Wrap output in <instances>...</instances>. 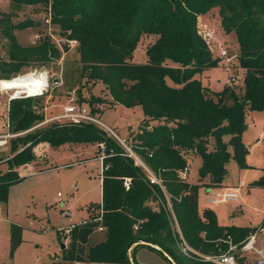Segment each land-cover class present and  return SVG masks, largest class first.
<instances>
[{
    "label": "trees",
    "instance_id": "1",
    "mask_svg": "<svg viewBox=\"0 0 264 264\" xmlns=\"http://www.w3.org/2000/svg\"><path fill=\"white\" fill-rule=\"evenodd\" d=\"M9 1L16 11L23 6L49 8L51 23L62 37L78 43L83 78L102 83L113 106L142 108L145 121L134 136L133 149L164 187L150 184L144 169L95 124L54 126L31 137V146L9 160V172L0 174L1 204L8 203L10 187L24 179L15 165L32 163L33 149L39 143L54 148L98 144L105 152L99 214L69 232L62 260L52 264H130L128 248L138 240L166 249L180 264H215L204 257L226 253L229 238L238 246L248 240L256 228L221 226L213 210H200L204 186L182 180L180 172L191 157L199 155L201 178H208V188L214 189L223 187L230 176L232 160L241 170L249 168L250 152L243 140L247 115L264 113V0ZM215 10L224 33L236 37L238 67L244 75L242 93L230 86L211 92L196 78L220 64L199 33V18ZM14 17L13 13L0 14V35L8 53L7 60H0V80L5 81L27 67H45L62 57L47 37L35 46H22L16 32L35 24L32 20L15 24ZM145 36L155 37L154 42L146 49L147 63L137 65L133 54ZM99 102L95 96L90 98L96 115L100 112L94 107ZM36 105L37 98L10 102L15 131L39 121ZM252 186L264 187V175ZM98 232L104 237L94 240ZM22 234V227L12 225V256L23 243ZM64 236L60 234L61 240ZM142 246L171 263L151 246L139 244L133 251Z\"/></svg>",
    "mask_w": 264,
    "mask_h": 264
},
{
    "label": "rangeland",
    "instance_id": "2",
    "mask_svg": "<svg viewBox=\"0 0 264 264\" xmlns=\"http://www.w3.org/2000/svg\"><path fill=\"white\" fill-rule=\"evenodd\" d=\"M1 13H13L15 24L26 20L34 22V27L16 32L18 42L22 46H35L47 37L61 52L62 57L45 67L34 65L20 73L37 70L46 72L49 76V87L45 95L37 97L38 111L35 112L39 121L33 127L15 131L13 120L9 117V97L14 91H9L7 94L0 90V137L8 132L15 135L8 145H3L8 147L7 150L0 146V174L9 172V160L31 146V137L54 126L65 128L71 125L69 122H52L43 125L45 118L62 114L64 107L71 103L90 109L92 96L102 102L94 107L98 113L100 112L99 114L96 115L91 109L90 112L105 128L95 125L105 129L120 146L121 144L110 131L130 142L133 141L145 121L142 108L113 106L111 96L102 83L83 78L78 43L62 37L59 28L51 23L49 8L41 5L23 6L16 11L9 0H0ZM218 13V10L209 13L201 21L202 25L214 30L215 40L226 46L230 53H237L236 37L224 33ZM154 38L152 36L142 38L133 54L134 64L147 63L146 49L154 42ZM215 40L206 42L209 48L211 47L214 57L217 56L219 49V42ZM7 59V42L0 35V60ZM238 63V60L235 61L234 70H227L220 61L219 67L205 71L196 78L211 92H221L226 86H230L237 93H242L244 90L242 82L231 81L232 74L240 69ZM84 99L85 102H82ZM45 106L48 107L47 113ZM247 116V131L243 140L247 143L250 152L247 158L249 168L241 170L232 160L228 164L230 176L223 187H220L224 190L239 184L241 186L239 200L208 207L204 205L205 194H202L200 203L202 209L214 210L222 225L226 223L224 215L234 214V219L243 222L247 227L257 229L264 222V187L258 188L252 185L264 175V138L260 139L264 113H250ZM229 139L230 137L227 136L225 141L229 142ZM103 148L104 146L98 144H65L54 148L48 143H39L33 149L35 160L32 163L20 167L15 165V170L20 175L33 173L22 177L24 178L22 181L10 187L7 204L0 203V264H52L53 261L62 260V245L68 247L69 232L99 214L103 171V161L100 159L105 156V152H101ZM210 148L212 149L213 145ZM201 165L202 159L199 155L190 158L188 162L190 171L185 181L195 185L202 184L205 180L200 175ZM154 208L158 209V205ZM14 224L23 228V243L12 256L11 228ZM99 232L97 236L92 237L94 240L104 237ZM60 234L65 235V239L61 240Z\"/></svg>",
    "mask_w": 264,
    "mask_h": 264
},
{
    "label": "built area",
    "instance_id": "3",
    "mask_svg": "<svg viewBox=\"0 0 264 264\" xmlns=\"http://www.w3.org/2000/svg\"><path fill=\"white\" fill-rule=\"evenodd\" d=\"M199 33L202 39L207 43H210L215 40L216 34L214 30L202 24H199ZM216 57L220 59V61L223 63V65L226 67L227 70H234L235 61L238 60L237 53H230L228 48L219 42L218 54ZM235 71L237 72H234L232 74L231 81L234 83H240L241 81L244 80L243 70L239 69ZM43 74H46L48 76V73L46 72L42 73V72H38L37 70H30L25 73L19 74L18 76L14 77L12 80L20 79L23 77H32L30 79L36 80L39 77H41ZM3 82L5 81L0 82L1 92H5L8 94L9 91H14V93L9 97V101L11 102L17 99L37 98L44 96L47 88L49 87V76H48V86L45 87L44 90L41 91L40 93L38 92L33 95H30L28 92L25 91V89L24 90L3 89L2 86ZM30 86L34 87L35 89H38V86L35 82L31 83ZM34 109L38 111L37 107H35ZM52 122H60V123L69 122L74 125H79L83 123H92V124H98L99 126L105 128V126L99 121V119L96 118V116L95 117L92 116L90 109L73 105L72 103L64 107V111L62 114L54 116L52 118H45V120H43V125ZM261 131H262V137L264 138V123L262 124ZM110 132L112 133L113 137L119 141V143L125 150L126 152L125 156L133 159L136 165L144 169L147 178L150 181V184L160 185L161 188L164 190V187L162 186L161 181L158 179V177L152 172V170L143 162V160L134 151L132 145L133 142L132 141L130 142V140H127L126 138L119 137L116 133L112 131ZM14 136L15 135L12 134L11 132H8L5 136H1L0 146L8 145L10 139L13 138ZM103 159L104 157H101L102 161ZM189 171H190V167L187 166L183 171L180 172V177L182 180H186ZM241 185L243 184L241 183ZM126 186H129V181H126ZM240 188L241 186L235 189L221 190L220 188H216L213 189L212 191L210 190L205 201L206 203L211 205L237 202L240 198V191H239ZM102 214L103 212H101V216ZM137 229L138 227H135V230ZM99 231L102 232L103 229L100 228ZM228 242L230 248L226 253H223L215 258H211V257H204V258L207 261H211L215 264H264V222L259 228L256 229V231L253 234L249 236L248 240L242 243V245L240 246L235 245L232 242L231 238L228 239ZM183 250L185 253L187 252V249H183Z\"/></svg>",
    "mask_w": 264,
    "mask_h": 264
},
{
    "label": "crops",
    "instance_id": "4",
    "mask_svg": "<svg viewBox=\"0 0 264 264\" xmlns=\"http://www.w3.org/2000/svg\"><path fill=\"white\" fill-rule=\"evenodd\" d=\"M207 17V15L206 16H202V17H200L199 18V23L204 19V18H206ZM200 24H202V22L200 23ZM9 110H10V101H9ZM45 111H46V113H47V111H48V107H46L45 106ZM64 111V110H63ZM10 117V116H9ZM258 117V116H257ZM8 121H9V118H8ZM263 123H264V121H263ZM158 123L156 122V123H152V126H154V125H157ZM3 128H5V127H3ZM245 137V136H244ZM260 139H262V133H261V136H260ZM260 139H258L259 141H260ZM263 142H264V140H263ZM247 144V143H246ZM4 147V150H7L8 149V147H6V146H2V148ZM1 148V147H0ZM250 155V154H249ZM249 157V156H248ZM192 158V157H191ZM101 160V159H100ZM49 170V169H48ZM31 173H33V172H30V173H28V174H25V175H20L21 177H26V176H28V175H30ZM205 181L202 183V184H199V185H201V186H204L203 188H201V190H200V200H199V205H200V210H204V209H202L201 208V203H200V201H202V197H201V195L202 194H205V199H204V205L205 206H208V207H210L211 206V204H208V203H206V198H207V195L209 194V192H210V190L212 191L213 189L212 188H208V184H209V179L208 178H206V179H204ZM243 182V181H242ZM243 185H245L244 183H242ZM101 186H102V181H101ZM237 187H239V184L238 185H235V186H231V187H227L226 189H235V188H237ZM218 188V187H217ZM220 188V187H219ZM214 189H216V188H214ZM102 203V202H101ZM169 208L171 209V203H170V201H169ZM214 211V210H213ZM215 212V211H214ZM216 213V212H215ZM217 214V213H216ZM217 216H218V214H217ZM224 219H225V222L226 223H224L225 225H222L221 223H220V218H219V216H218V221H219V224L221 225V226H224V227H232V226H235V227H242V228H245V227H247V225H245L243 222H241V221H239V220H237V219H234V214H232L231 216H228V214L227 215H224ZM248 228H250V227H248ZM135 248V246L132 248V250H131V253H134V258H135V260H136V263L137 264H170L166 259H164L162 256H160L158 253H156L155 251H153V250H151L149 247H145V246H142V247H139V248H136L134 251H133V249ZM131 256H133V254H131Z\"/></svg>",
    "mask_w": 264,
    "mask_h": 264
},
{
    "label": "bare ground",
    "instance_id": "5",
    "mask_svg": "<svg viewBox=\"0 0 264 264\" xmlns=\"http://www.w3.org/2000/svg\"><path fill=\"white\" fill-rule=\"evenodd\" d=\"M30 78L32 77H23L16 80L5 81L2 83L3 89H8V90L25 89L26 92H28L30 95H33L38 92L40 93L41 91L44 90L45 87L48 86V76L46 74H43L41 77H39L36 80H32ZM34 82L37 84L38 89H35L34 87L30 86V84Z\"/></svg>",
    "mask_w": 264,
    "mask_h": 264
},
{
    "label": "water",
    "instance_id": "6",
    "mask_svg": "<svg viewBox=\"0 0 264 264\" xmlns=\"http://www.w3.org/2000/svg\"><path fill=\"white\" fill-rule=\"evenodd\" d=\"M139 244H143V245H147V246H151V247H154L156 248L157 250L161 251L170 261L172 264H180L179 261L169 252L167 251L166 249L158 246V245H155L154 243L152 242H148V241H143V240H138L134 243H132L129 248H128V260H129V263L130 264H134L133 261H132V257H131V250L134 246H137ZM66 249V245L63 244L62 245V250H65Z\"/></svg>",
    "mask_w": 264,
    "mask_h": 264
}]
</instances>
